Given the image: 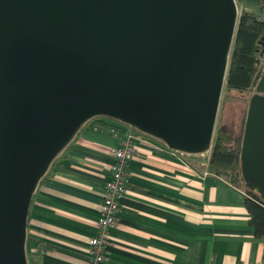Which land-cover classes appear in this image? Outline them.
<instances>
[{"label":"water","instance_id":"95a60500","mask_svg":"<svg viewBox=\"0 0 264 264\" xmlns=\"http://www.w3.org/2000/svg\"><path fill=\"white\" fill-rule=\"evenodd\" d=\"M237 18L233 0H0V264H26L37 180L86 120L209 147ZM238 159L264 201V67Z\"/></svg>","mask_w":264,"mask_h":264},{"label":"crops","instance_id":"0c3cea01","mask_svg":"<svg viewBox=\"0 0 264 264\" xmlns=\"http://www.w3.org/2000/svg\"><path fill=\"white\" fill-rule=\"evenodd\" d=\"M233 1L237 16L257 12L258 0ZM91 122L75 131L32 192L25 224L28 264H87V239L118 141L109 129H124ZM131 134L136 150L102 264H263V243L248 224L240 189L224 176H202L195 154L180 155L161 139Z\"/></svg>","mask_w":264,"mask_h":264},{"label":"trees","instance_id":"16d2710c","mask_svg":"<svg viewBox=\"0 0 264 264\" xmlns=\"http://www.w3.org/2000/svg\"><path fill=\"white\" fill-rule=\"evenodd\" d=\"M263 28L264 1L263 7H261L260 18H256L254 13L246 11H242L238 15L235 33L229 51L224 83L225 93L222 97L223 107L221 109L223 111V108L226 109V105L234 104L237 120L236 125H229L222 122L218 123L212 138L207 170L211 174L224 176L228 183L243 191V206L248 214V224L252 228L253 235L261 239L263 243L262 263L264 264V201L257 194L244 188L239 176L238 159L246 100L251 95L250 89L255 84L264 65V60L262 59L264 39L259 42ZM234 93H243L238 102H233L230 99L235 96H233ZM88 120H91V125H95L96 127L99 121L108 124L98 116H94ZM120 123L125 125L124 129L129 128L133 133H142L126 123ZM117 129L121 130L120 128ZM42 176L43 174L38 178L37 182L41 180Z\"/></svg>","mask_w":264,"mask_h":264},{"label":"built area","instance_id":"2783aa9c","mask_svg":"<svg viewBox=\"0 0 264 264\" xmlns=\"http://www.w3.org/2000/svg\"><path fill=\"white\" fill-rule=\"evenodd\" d=\"M263 1L258 0L257 10L259 11L254 12L256 18H260ZM253 87L254 85L250 89L251 93L253 92ZM109 131L117 135L118 141L117 146L113 150L114 161L108 166V178L104 183L102 200L99 204V210L94 224L95 229L93 234L87 239V264H102L107 260L106 246L108 243V230L114 228L117 224L118 201L124 192L126 166L136 150L133 135L129 128L123 130L110 128ZM210 149L211 144L205 151L191 153L195 154L197 159H199V165L203 168L202 176L209 173L207 166ZM178 152L180 155L181 153L190 154L182 151ZM233 187L236 188L235 186Z\"/></svg>","mask_w":264,"mask_h":264},{"label":"rangeland","instance_id":"374dc122","mask_svg":"<svg viewBox=\"0 0 264 264\" xmlns=\"http://www.w3.org/2000/svg\"><path fill=\"white\" fill-rule=\"evenodd\" d=\"M225 93V90H224V84L222 86V89H221V93H220V99H219V107H218V110H217V114H216V118H215V125H214V129H213V136L215 134V131H216V127L218 125V123H225V124H229V125H236V120H237V115H236V107L234 104H228L226 105V109L223 108V111L221 110L222 109V97ZM242 94H233L234 97L230 98L231 101L233 102H238L239 99H241L242 97ZM100 117V119H102L103 121H105L106 123L108 124H116L118 125L119 127H125V125L121 124L119 121H116L114 119H111V118H108V117H105V116H98ZM235 122V123H234ZM213 138V137H212ZM212 143V141H211ZM26 259V257H25ZM26 264L27 261H26Z\"/></svg>","mask_w":264,"mask_h":264}]
</instances>
